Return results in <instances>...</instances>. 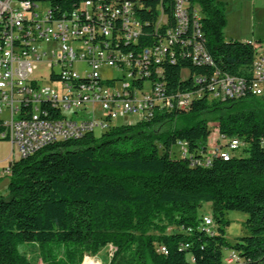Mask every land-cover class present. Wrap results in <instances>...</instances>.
<instances>
[{
  "label": "trees",
  "instance_id": "16d2710c",
  "mask_svg": "<svg viewBox=\"0 0 264 264\" xmlns=\"http://www.w3.org/2000/svg\"><path fill=\"white\" fill-rule=\"evenodd\" d=\"M191 6L202 15L214 65L165 63L167 89H196L194 77L216 70L250 79L255 47L224 40V4L191 0ZM208 113L219 135L238 138L244 149L228 160L214 157L209 166L191 165L212 134L202 117ZM181 142L188 144L186 157ZM11 169L8 192L0 195V264H32L20 252L23 245L38 247L44 264H80L84 253L96 255L109 245L115 250L108 264H189L188 254L194 264H227L226 248L242 264H264V97L204 95L188 111L56 141L14 160ZM206 203L213 208V234L201 228ZM229 211L247 214L246 233L235 244L226 238ZM172 225L178 229L168 232Z\"/></svg>",
  "mask_w": 264,
  "mask_h": 264
},
{
  "label": "built area",
  "instance_id": "2783aa9c",
  "mask_svg": "<svg viewBox=\"0 0 264 264\" xmlns=\"http://www.w3.org/2000/svg\"><path fill=\"white\" fill-rule=\"evenodd\" d=\"M205 40L202 15L191 0H0V138L11 144V164L3 173L11 175L15 155L26 158L56 141L102 133L119 117L142 121L188 111L204 95L264 97V44L259 41H249L256 52L250 79L216 70L211 77H194L200 84L196 89L168 90L165 63L214 65ZM46 61L55 86L41 85L34 76L37 64ZM79 64L85 72L78 71ZM104 66L123 73L119 85L116 78L101 76ZM184 72L186 81L190 73ZM220 138L219 146L191 156V165L209 166L214 157L237 155L242 142ZM187 146L179 143L182 157L189 155ZM201 228L213 234V217L204 216ZM114 250L110 245L107 264ZM157 251L167 253L164 245ZM89 258L105 264L89 255L83 264ZM226 263L242 261L232 251Z\"/></svg>",
  "mask_w": 264,
  "mask_h": 264
},
{
  "label": "rangeland",
  "instance_id": "374dc122",
  "mask_svg": "<svg viewBox=\"0 0 264 264\" xmlns=\"http://www.w3.org/2000/svg\"><path fill=\"white\" fill-rule=\"evenodd\" d=\"M224 4V16L225 24L223 26L224 40H239V41H259L264 44V0H218ZM199 9L200 6L196 5ZM78 71L85 72L87 67L79 64L76 66ZM50 67L48 61L38 63L34 70L35 78L41 85L55 86L51 81ZM100 74L104 79L116 78L117 85L121 83V77L123 73L113 67L104 66L100 70ZM92 107L90 106V109ZM96 112L100 113L101 108L96 105ZM207 117L209 120V126L212 130V134L206 142L207 148L211 150L213 147H217L221 143V138L218 132V124L215 122L214 116L210 113L202 116ZM138 121L137 116L119 117L114 121L115 124H135ZM178 121L176 124H181ZM175 124V123H173ZM168 124H162V129L168 128ZM244 148H240L236 154H242ZM10 153L11 144L8 140H0V195H5L8 192V184L10 175H5L4 170L10 166ZM180 155V154H177ZM17 159V156H14ZM201 216L213 217V208L210 203H206L201 208ZM214 219V218H213ZM226 219L229 220V224L226 226V238L230 244H235L239 237L246 233L245 221L247 214L241 211H229L226 213ZM167 223L166 218L163 220ZM216 225V224H215ZM178 228L174 225L168 228V232L176 231ZM215 229V228H214ZM110 246V245H109ZM108 246L101 250L96 255L84 253L80 264L84 263L86 256H93L97 259H101L105 264L108 262ZM233 249L226 248L223 251L224 261L230 257ZM20 252L23 253L31 261L32 264H44L39 255V249L32 245H23L20 247ZM189 264H194L191 254L187 255ZM95 262V260H93ZM96 263V262H95ZM237 264V263H234Z\"/></svg>",
  "mask_w": 264,
  "mask_h": 264
},
{
  "label": "bare ground",
  "instance_id": "6f19581e",
  "mask_svg": "<svg viewBox=\"0 0 264 264\" xmlns=\"http://www.w3.org/2000/svg\"><path fill=\"white\" fill-rule=\"evenodd\" d=\"M85 264H96L95 262H93V259H87V261L85 262Z\"/></svg>",
  "mask_w": 264,
  "mask_h": 264
}]
</instances>
